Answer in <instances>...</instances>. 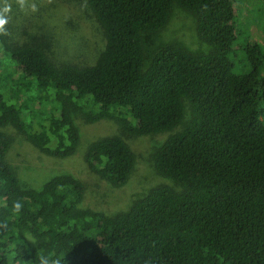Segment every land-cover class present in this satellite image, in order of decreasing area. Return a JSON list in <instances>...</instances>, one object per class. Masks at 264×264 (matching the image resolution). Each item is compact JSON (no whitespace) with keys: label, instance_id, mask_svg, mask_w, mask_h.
Masks as SVG:
<instances>
[{"label":"trees","instance_id":"trees-1","mask_svg":"<svg viewBox=\"0 0 264 264\" xmlns=\"http://www.w3.org/2000/svg\"><path fill=\"white\" fill-rule=\"evenodd\" d=\"M8 2V35H0V223L7 225L0 264H39L40 252L60 264H264V47L246 41L248 65L235 70L234 2L88 0L105 44L83 63L57 58L52 33ZM175 4L195 15L212 50L166 44L148 61L145 37L167 25ZM253 15L264 18L260 8ZM78 114L119 125L85 151L100 178L128 183L136 154L127 135L166 134L152 160L173 185L108 214L82 206L86 185L72 174L41 188L22 184L3 128L66 158L82 139Z\"/></svg>","mask_w":264,"mask_h":264},{"label":"rangeland","instance_id":"rangeland-1","mask_svg":"<svg viewBox=\"0 0 264 264\" xmlns=\"http://www.w3.org/2000/svg\"><path fill=\"white\" fill-rule=\"evenodd\" d=\"M236 10V29L238 38L234 44L232 61L235 70L248 65L245 51L246 41H258L264 47V18L262 21L253 15L256 11L264 13V0H232ZM38 6L37 12L28 9V23L49 31L54 36V55L60 60L78 63L89 62L103 48L105 38L88 4V0H29ZM259 21L261 24H257ZM34 31L33 27L30 29ZM166 44L182 45L196 53H207L212 46L202 39L197 29L194 14L175 4L167 25L159 32L145 37L148 61L158 47ZM153 56V55H152ZM75 122L81 130V142L71 156L58 158L43 153L23 134L12 126L3 128L11 139L12 145L8 159L18 174L22 184L41 188L51 177L68 173L82 180L86 185V194L82 206L108 214L127 210L133 202L145 195L148 190L159 184L173 185L170 179L161 176L155 170L152 152L166 134L147 136L127 135L126 139L136 154L135 168L128 183L123 187H114L107 180L92 172L85 161V151L89 143L101 136L121 132L119 125L111 120L87 122L76 115ZM37 247L40 244L37 243Z\"/></svg>","mask_w":264,"mask_h":264},{"label":"clouds","instance_id":"clouds-1","mask_svg":"<svg viewBox=\"0 0 264 264\" xmlns=\"http://www.w3.org/2000/svg\"><path fill=\"white\" fill-rule=\"evenodd\" d=\"M50 2L51 0H49V3ZM16 3L21 10H24L26 7H28L33 13L39 10L37 4L35 2L29 3V0H16ZM11 10L12 6L9 4L8 0H3L2 5H0V35H8L7 25L10 22L9 14L11 13ZM22 207L23 205L19 201L14 202L12 205L13 213L19 214L22 211ZM6 227V224L0 223V228ZM38 260L39 264H60L59 260H55L43 252L39 253Z\"/></svg>","mask_w":264,"mask_h":264}]
</instances>
